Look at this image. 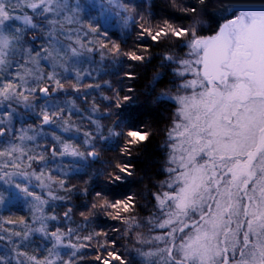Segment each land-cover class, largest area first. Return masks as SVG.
Returning a JSON list of instances; mask_svg holds the SVG:
<instances>
[{"label": "trees", "instance_id": "1", "mask_svg": "<svg viewBox=\"0 0 264 264\" xmlns=\"http://www.w3.org/2000/svg\"><path fill=\"white\" fill-rule=\"evenodd\" d=\"M246 1L120 0L125 14L111 21L110 28L97 23L82 39L79 61L63 59L64 68L54 69L51 79L41 61L37 76L32 71L29 78L27 71L14 75L17 63H24L20 52L28 49L49 58L53 43L46 28L50 17L23 12L35 29L13 36L12 62L0 79L16 87L17 100L6 102L0 122L8 133H39L21 150L29 160L27 171L42 162L53 180V198L44 209L46 231L62 235L70 246L56 264H155L144 256L159 233L158 199L172 179L171 136L179 109L173 97L186 82L182 64L194 61L195 43L215 37L239 16ZM21 90H35L28 104L21 101ZM40 90L47 91L44 101ZM45 119L50 127L43 125ZM66 145L78 153V162L61 156ZM59 165L66 171L56 175ZM23 205L17 202L0 211V231L12 234L14 249L6 252L0 240V264L9 254L45 259L51 253V241L24 238L15 228L29 222Z\"/></svg>", "mask_w": 264, "mask_h": 264}, {"label": "rangeland", "instance_id": "2", "mask_svg": "<svg viewBox=\"0 0 264 264\" xmlns=\"http://www.w3.org/2000/svg\"><path fill=\"white\" fill-rule=\"evenodd\" d=\"M112 8L119 10V15ZM125 9L120 0H0V75L12 62L15 37H20V31L35 29L31 17L23 14L24 11L39 16L43 12L40 16L43 20L50 17L46 27L53 41L49 58L56 62L50 64L48 57H40L39 53L27 49V53L20 52L24 63H17L14 75L18 77L27 71L29 78L32 71L37 76L38 70L41 73V61V66L50 71L46 78L51 79L54 69L63 67V59L79 61L76 56L81 55L86 33H93L97 23L110 28V22L118 21L117 16L125 14ZM226 26L227 32L233 31L232 38L240 44L239 51L251 53L252 59L249 63L235 59L240 64L235 76L229 75L217 84L201 75V49H195L194 61L182 64L186 82L182 92L173 97L179 109L171 136L172 179L167 192L158 199L160 218L155 224L159 233L152 242L153 249L144 256L155 264L172 261L176 264H264V65L255 69L248 66L258 63L261 56L264 58V0H247L239 16ZM64 42L72 43L73 47ZM248 70L254 71L255 79L250 84V95L243 98L236 84ZM15 91L16 87L0 79V117L7 110L6 102L16 99ZM19 92L26 104L28 96L35 94V90ZM50 106L49 102L45 107ZM3 129L1 121L0 211L17 202L24 204L29 211V222L15 228L24 238L48 239L52 250L45 259L9 254L2 263L56 264L70 246L62 235H48L46 231L48 217L44 209L53 198V180L44 172L46 166L42 162L36 170L27 171L29 160L21 150L39 133L31 136L26 129L16 134ZM61 151L69 163L80 160L69 145L62 146ZM65 171L59 165L54 173ZM34 190L39 193H33ZM4 231H0L3 248L6 252L8 248L14 250L12 234L6 235ZM227 253L237 255L226 256Z\"/></svg>", "mask_w": 264, "mask_h": 264}, {"label": "water", "instance_id": "3", "mask_svg": "<svg viewBox=\"0 0 264 264\" xmlns=\"http://www.w3.org/2000/svg\"><path fill=\"white\" fill-rule=\"evenodd\" d=\"M195 46L203 49L201 75L205 79L217 80L222 75L220 66L227 61L230 40L228 37L227 26L224 25L218 34L209 39L197 41ZM40 100L46 99V90L39 93ZM48 119L43 121L44 126H48Z\"/></svg>", "mask_w": 264, "mask_h": 264}, {"label": "flooded vegetation", "instance_id": "4", "mask_svg": "<svg viewBox=\"0 0 264 264\" xmlns=\"http://www.w3.org/2000/svg\"><path fill=\"white\" fill-rule=\"evenodd\" d=\"M234 33L233 31L228 30V37L230 40V48L228 50V57H227V61L224 62L221 66H220V71L222 72V75L220 76L219 79L217 80H209L206 79L207 81L217 84L220 83L222 80H225L226 78H228V76H235L234 72L237 71L238 67L240 66V64L238 62L235 61V59L242 60L245 63H249V61L252 59V54L251 53H244L239 51L240 48V44L237 42V40H235V38L233 36ZM203 52L204 50L201 49ZM203 52H202V56H203ZM202 60V58H201ZM263 66L264 65V58L263 56H261L258 59V63H253V64H248V66L258 68V66ZM253 71V70H252ZM244 71L242 74L241 79L237 82L236 87L237 90L239 92V94L241 95V97L243 98H247L248 95H250L251 93V86L250 84L254 81L255 79V73L254 71Z\"/></svg>", "mask_w": 264, "mask_h": 264}]
</instances>
